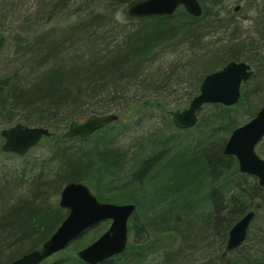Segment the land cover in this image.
<instances>
[{"label":"trees","instance_id":"trees-1","mask_svg":"<svg viewBox=\"0 0 264 264\" xmlns=\"http://www.w3.org/2000/svg\"><path fill=\"white\" fill-rule=\"evenodd\" d=\"M135 1L38 0L29 12L1 6L0 56L13 69L0 78V130L20 122L50 134L23 155L2 151L0 134V264L53 233L68 211L46 194H59L71 181L86 184L100 201L135 204L129 230L138 258L154 253L145 264H191L185 250L202 256L214 243L206 246L198 230L205 226L214 237L218 229L225 238L248 209L255 215L244 242L227 251L222 241L204 264H264V187L223 150L232 129L264 104V0L244 8L256 13L251 31L242 29L240 6L227 0H198L199 16L179 6L171 15L140 18L126 12ZM244 32L249 36L239 38ZM231 60L252 69L238 100L205 104L194 125L176 128L172 111L187 107L204 75ZM106 113L118 119L85 139L63 137L71 121ZM143 121L154 131L120 146L118 136ZM201 200L208 212H197ZM102 224L68 244L73 254L59 251L41 264H86L77 251ZM177 241L181 249L171 250ZM132 247L96 264L125 259Z\"/></svg>","mask_w":264,"mask_h":264},{"label":"water","instance_id":"water-1","mask_svg":"<svg viewBox=\"0 0 264 264\" xmlns=\"http://www.w3.org/2000/svg\"><path fill=\"white\" fill-rule=\"evenodd\" d=\"M199 16L202 12L198 0H138L127 8L131 17L171 15L178 6ZM252 71L245 61L231 60L223 67L206 74L199 92L182 110L172 112V121L177 128H187L196 122V113L207 103L230 105L240 94L241 83L246 81ZM115 113L92 114L84 121H71L62 134L65 138L74 136L87 138L95 131L117 120ZM4 138L1 150L23 155L43 136L50 134L43 126H29L20 122L0 130ZM264 135V105L247 122L235 127L224 145V153L237 158L242 173L255 176L260 186H264V159L255 152L256 144ZM59 206L67 209V214L53 233L37 249L27 251L4 264H40L53 253L64 249L68 243L85 230L103 221L110 220L107 229L94 241L81 248L77 255L88 264L98 263L121 252L127 241V220L135 209L133 203H112L100 201L82 182L66 183L59 193ZM254 216L250 210L244 214L228 231L226 249L237 248L245 239L247 228Z\"/></svg>","mask_w":264,"mask_h":264},{"label":"rangeland","instance_id":"rangeland-1","mask_svg":"<svg viewBox=\"0 0 264 264\" xmlns=\"http://www.w3.org/2000/svg\"><path fill=\"white\" fill-rule=\"evenodd\" d=\"M257 1L262 2L263 0H227V3L230 4L231 7L233 6L235 9H237V6L238 7L240 6L241 11H243L242 12L243 14H240L241 25H242V29L243 30L251 31L253 29V23L254 22L251 19V16L252 15L256 16L255 12H253L252 10H248V8H246V10H244V8L247 5H251L252 3H257ZM37 2H38V0H0V11L2 9L1 6H3V7L5 6L9 10H11V9H13V10H15V9H25L26 8V9H28V12H29V11H32L31 9H33V7L37 6ZM245 12H247V14ZM17 13H19V12H17ZM18 15L16 16L17 20H21L22 18H24L23 14L22 15L18 14ZM117 16H118L117 19L119 21H121V18H123L122 15L118 14ZM245 33L246 32L240 33L239 38L246 39L249 35H247ZM252 36H253V33H252ZM12 69H13V65L10 62V60L7 57H1L0 56V78L4 77V76H7L12 71ZM122 119H123V117L120 116L118 124L124 123ZM30 126H36V125H30ZM150 131H154V129L150 126V123L143 121L141 126H136V127L131 128V129H127L124 134L118 136V139H119L118 140V144L120 146H122V147L130 145L131 142H137L142 134L148 133ZM42 141H41V143H42ZM42 148L43 149H41V150L45 151V144L44 143H42ZM41 150H35L36 153L34 155H37L38 153H40ZM263 151H264V137L261 140V142H259L257 144V146H256V153H258V155L260 157H262V158H264V152ZM34 155H32V157ZM26 190H27L26 186L24 188H20L19 195H20V191L23 192V193H26L27 192ZM53 194H54V192H52L51 195L50 194H46V195H48L47 201L48 202H56V203H58L59 194H57V195L56 194L53 195ZM108 195H115L114 197L117 198L118 193L109 192ZM256 202L257 201H253V202L250 201L248 203V206L251 207ZM208 205H209L208 202L205 201V203H204V200H201L200 201V206H199L200 209L197 210V212L198 213H200V212H203V213L208 212V210H209ZM262 221L263 220H262V218L259 215L254 220L255 224L258 225V226L260 225V223ZM108 224H109V221H104L103 224L101 226H99L94 231V233H92L91 236L92 237L93 236L97 237L102 231L105 230V228H107ZM198 233H199V235H198ZM198 233L196 235L201 236V238L204 240L203 242L205 243V245L208 242H210V241H214V243H213V245L211 247L208 246V247H206V249H204V254L202 256H201V254L199 252H195V254H192L191 252H188V250H185L184 252H185L186 255H188L189 253L191 254V256H190L191 264H204L205 262H204L203 258L205 256H208L210 254V252H212L213 250H214L213 253H216L217 250L219 249V246L221 245L222 241L225 242V238L219 233L218 229H217L216 233L214 232V234H215L214 237L211 236V230H209L205 226H203L200 230H198ZM89 243H87V244H89ZM129 244L132 245L133 247H137V245L135 244V242L133 240V234H132V232L130 230H128V242H127V245H129ZM183 244H181L179 241H177V243L174 245L173 249H171V250H173V251L178 250L180 248V246H182ZM80 245H85V243L82 242ZM74 251L75 250H74L73 246H71V247H66V248L62 249L61 253L66 252L68 254H73ZM152 251H154V250H152ZM153 254L154 253H150V252L144 251V259L150 257ZM56 257H57V255H54V256L51 257V259H54ZM212 264H216V262L212 261Z\"/></svg>","mask_w":264,"mask_h":264},{"label":"flooded vegetation","instance_id":"flooded-vegetation-1","mask_svg":"<svg viewBox=\"0 0 264 264\" xmlns=\"http://www.w3.org/2000/svg\"><path fill=\"white\" fill-rule=\"evenodd\" d=\"M129 250H130V254H128L129 255L128 257H126L125 259H111L112 264H145L148 261V258H146V259H139L138 258V256H139V255H137V253L139 252L138 247H133V248H130ZM116 255H118V254L113 255V257ZM140 255H142V254H140Z\"/></svg>","mask_w":264,"mask_h":264},{"label":"bare ground","instance_id":"bare-ground-1","mask_svg":"<svg viewBox=\"0 0 264 264\" xmlns=\"http://www.w3.org/2000/svg\"><path fill=\"white\" fill-rule=\"evenodd\" d=\"M209 73H210V72H209ZM207 74H208V73H207ZM205 75H206V74H205ZM205 75H204V76H205Z\"/></svg>","mask_w":264,"mask_h":264}]
</instances>
